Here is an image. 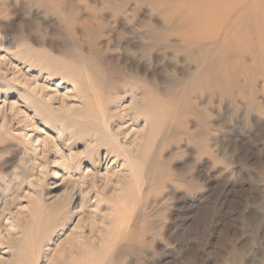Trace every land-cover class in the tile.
Listing matches in <instances>:
<instances>
[{
    "label": "rangeland",
    "instance_id": "374dc122",
    "mask_svg": "<svg viewBox=\"0 0 264 264\" xmlns=\"http://www.w3.org/2000/svg\"><path fill=\"white\" fill-rule=\"evenodd\" d=\"M167 1L0 0V264H264L260 20Z\"/></svg>",
    "mask_w": 264,
    "mask_h": 264
},
{
    "label": "bare ground",
    "instance_id": "6f19581e",
    "mask_svg": "<svg viewBox=\"0 0 264 264\" xmlns=\"http://www.w3.org/2000/svg\"><path fill=\"white\" fill-rule=\"evenodd\" d=\"M194 4L191 5L189 7H184L183 9H179L181 10L180 12H182V16L184 17V19H180L181 22H179V25L180 26H184V28H187L188 32L190 33L188 35V33H184V38L185 40H187L189 43H193L195 37H197V35L200 33V31L202 30V28L204 27V25L209 23L210 26H212L213 24H215L216 22L220 23V24H227V17L230 18V16L232 15H235L236 17H239L240 15L242 14H248V15H251V14H254L256 16H258L260 22L257 23L256 25L259 24L258 28L260 29V32H263V25H264V0H207V5H209V11L207 12V16L205 17L206 18V21H203L199 18L200 16V11H199V6H198V3L197 1L193 2ZM170 5L171 3L167 0H157V7L159 9H165L167 11L168 14H171L173 12L170 11ZM200 5V4H199ZM173 6H175V4H173ZM260 14L262 16H260ZM169 17V16H168ZM243 26V25H242ZM258 28L256 30H258ZM252 29V28H251ZM264 40V38H262ZM40 57V56H39ZM48 57V56H47ZM46 57V58H47ZM41 60V58H40ZM51 61V60H50ZM15 68V67H14ZM1 69V68H0ZM76 71V70H75ZM14 76H16L14 74ZM20 78V77H19ZM15 79L19 80L18 79V75L15 77ZM22 82V81H21ZM75 83V86L76 88L79 90V92H84L82 89H81V86L78 84L77 81H74ZM36 86V85H35ZM39 86H36L35 90H38L37 92H40L42 93V88H37ZM83 87V86H82ZM39 93V94H40ZM34 94V93H33ZM35 96V95H34ZM21 97L24 98V100L26 102H28L31 98L33 99V96H31L30 98V95L28 97V94L24 95V94H21ZM30 98V99H29ZM40 98V97H39ZM38 98V99H39ZM37 102H39L37 100ZM90 101H88L89 103ZM87 103V104H88ZM91 103V102H90ZM91 105V104H88V106ZM15 106H17V103L16 102H13L12 103V108H14ZM87 106V107H88ZM65 107V106H63ZM92 107V106H91ZM70 110H72L73 108L71 107H68ZM90 108V107H89ZM66 109V107H65ZM69 109H66V110H62L63 111H67ZM90 110V109H89ZM93 110V109H92ZM101 111V110H100ZM60 112V110H59ZM84 113V112H83ZM92 113V112H91ZM104 113V112H102ZM76 114V113H75ZM88 115V113H86ZM85 114V115H86ZM95 115H97L96 113H94ZM86 116H81V117H87ZM102 115V114H101ZM107 115V114H106ZM90 116H93V115H88V117ZM103 117V116H102ZM105 117V116H104ZM93 118V117H92ZM95 118V117H94ZM93 118V119H94ZM107 118V117H105ZM84 119V118H82ZM96 119L98 120V118L96 117L94 121H96ZM101 120V119H100ZM89 122V120H86ZM106 121V120H104ZM102 123V122H101ZM107 123V122H105ZM104 124V123H103ZM109 124V123H108ZM99 126V124H97ZM105 125V124H104ZM92 126V125H91ZM96 125L94 124V126L92 127H95ZM97 126V127H98ZM108 125H106L107 127ZM96 127V128H97ZM100 127V126H99ZM91 128V127H90ZM89 128V130H91ZM94 129V128H93ZM102 129V128H101ZM113 130V129H112ZM111 130H108L107 132H109ZM39 132H43V129H40ZM87 132V131H86ZM115 132V131H113ZM90 133V132H89ZM105 133H106V130H105ZM112 133V132H111ZM95 134V133H94ZM114 134V133H113ZM112 135V134H110ZM106 136V135H105ZM75 137V136H74ZM73 137V138H74ZM109 138V136H108ZM116 140V139H115ZM114 141V140H113ZM53 142V141H52ZM45 145H46V142H45ZM109 145V144H108ZM106 146V145H105ZM56 147V146H55ZM45 149V148H44ZM112 149V148H111ZM111 149L109 151H111ZM114 150V149H113ZM61 153V152H60ZM58 154V153H57ZM76 156V155H75ZM78 157V156H77ZM5 209V208H4ZM5 211V210H4ZM3 211V212H4ZM2 212V211H1ZM72 256V255H71ZM61 259V258H60ZM72 259V258H71ZM54 262H58L57 259L56 261Z\"/></svg>",
    "mask_w": 264,
    "mask_h": 264
}]
</instances>
